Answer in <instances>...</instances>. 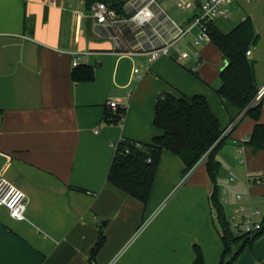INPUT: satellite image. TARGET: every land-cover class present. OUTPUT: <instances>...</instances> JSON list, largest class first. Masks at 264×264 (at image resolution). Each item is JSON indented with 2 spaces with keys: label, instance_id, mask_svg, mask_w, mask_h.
I'll return each mask as SVG.
<instances>
[{
  "label": "crops",
  "instance_id": "0c3cea01",
  "mask_svg": "<svg viewBox=\"0 0 264 264\" xmlns=\"http://www.w3.org/2000/svg\"><path fill=\"white\" fill-rule=\"evenodd\" d=\"M156 1L160 19L169 16L180 26L198 11L197 0ZM187 1L194 3L191 8L180 6ZM97 3L0 0V176L28 197L27 220L11 217L0 205V264H91L101 231L105 242L95 264H196V245L207 264H219L224 245L210 203L213 182L206 161L185 174L182 159L165 150L144 203L108 182L112 145L121 139L149 144L161 134L154 124L161 93L202 94L226 128L216 151L226 214L244 204L258 207L264 217V183H247L250 174L264 175V148L256 151L242 141L257 121L244 116L233 127L241 115L236 117L237 110L216 91L227 59L211 40L200 46L196 68L193 56L181 58L192 49L197 29L167 56L151 60L146 52L122 53L119 41L130 48L132 36L142 38L140 29L123 22L130 7L117 13L114 24L94 17L90 37L86 22ZM229 11L215 21L224 32L251 17L258 33L249 56L264 123V0H234ZM75 60L94 67L93 81L73 80ZM112 101L125 108L119 122L105 119L117 111ZM234 264H264V234Z\"/></svg>",
  "mask_w": 264,
  "mask_h": 264
},
{
  "label": "trees",
  "instance_id": "16d2710c",
  "mask_svg": "<svg viewBox=\"0 0 264 264\" xmlns=\"http://www.w3.org/2000/svg\"><path fill=\"white\" fill-rule=\"evenodd\" d=\"M95 2H105L120 13L124 11L128 0H86L88 7ZM208 32L211 41L228 61L220 71L221 84L216 91L226 106L237 110L236 117L241 115L238 121H234L233 127L244 116H251L257 121L249 144L253 150L262 149L264 123L259 122L262 102L256 101L259 87L255 78V61L247 55V51L258 38L254 22L251 17H247L228 32H224L215 21H212L208 23ZM72 78L75 82H91L95 78L94 67L77 65L72 72ZM124 117L125 108L118 107L115 114L107 113L105 119L107 122H119ZM154 124L161 130V134L156 135L151 143L121 139L116 144V152L107 176L108 182L147 203L165 150L182 159L185 174L205 158L203 162L206 161L213 182L210 203L224 245L219 264H234L240 255L264 234V219L261 229L253 233L244 232L240 227L232 225L224 210L218 182L221 163L216 157V151L226 140V128L212 111L206 96L196 94L186 97L172 92L160 94ZM104 242L105 236L101 231L93 249L91 264H95V255ZM195 251V263L207 264L198 245Z\"/></svg>",
  "mask_w": 264,
  "mask_h": 264
},
{
  "label": "built area",
  "instance_id": "2783aa9c",
  "mask_svg": "<svg viewBox=\"0 0 264 264\" xmlns=\"http://www.w3.org/2000/svg\"><path fill=\"white\" fill-rule=\"evenodd\" d=\"M234 0H197L198 11L193 16L190 23L185 26H180L174 22L169 16H166L163 20L159 15L161 11L158 8L156 0H129L125 4L126 7H130L128 11L129 16L123 19L124 23L129 26L140 29L142 32V38H136L132 36L135 41L131 42L130 48H124L121 41H117L118 50H122V53L137 54L146 52L150 55V59L154 60L161 56H167L170 54L171 47L178 41L193 33L195 29L198 33L194 35L192 49L190 51H183L181 58H187L193 56L197 61V64L201 61L200 46L204 41L211 40L208 32V23L216 21L218 18H227L230 14L229 5ZM194 3L187 1L181 3L183 8H191ZM124 8V9H125ZM166 15V14H165ZM161 16V15H160ZM99 23H117L119 21L118 14L115 9L109 7L105 2H98L94 15ZM165 22V24H163ZM163 24V25H162ZM174 29L173 32H169ZM121 45V46H120ZM251 54V50L247 51V55ZM74 66L79 65V61L73 62ZM138 68L135 69L138 72ZM261 97V92L257 94L256 100ZM110 107L117 109L119 104L116 101L110 103ZM251 135L245 136L243 143L249 142ZM112 146H117L116 143ZM205 160L202 159L200 162ZM231 178L235 179L236 175L231 172ZM247 183H264V175H248ZM243 194L238 193L237 198L243 199ZM0 205L5 206L9 215L18 220L28 219V197L26 192L15 182L9 180L4 176H0ZM262 211L258 207L247 206L241 204L235 209V213L229 217L234 227H240L244 232H255L262 228L263 222Z\"/></svg>",
  "mask_w": 264,
  "mask_h": 264
},
{
  "label": "water",
  "instance_id": "95a60500",
  "mask_svg": "<svg viewBox=\"0 0 264 264\" xmlns=\"http://www.w3.org/2000/svg\"><path fill=\"white\" fill-rule=\"evenodd\" d=\"M94 31H95V29H94V17L89 16L87 18V22H86V32L90 37H92L94 34ZM227 63H228L227 60H225L223 67H225Z\"/></svg>",
  "mask_w": 264,
  "mask_h": 264
},
{
  "label": "rangeland",
  "instance_id": "374dc122",
  "mask_svg": "<svg viewBox=\"0 0 264 264\" xmlns=\"http://www.w3.org/2000/svg\"><path fill=\"white\" fill-rule=\"evenodd\" d=\"M178 11H179V10H178ZM224 21H225V20H223V19H220V21H219V22H220V24H222V25H223V22H224ZM223 26H224V25H223ZM223 26L221 27V29H222V30H227V29H226V27H225V26L223 27ZM226 32H228V31H226ZM257 40H258V38H257ZM256 42H257V41H256ZM256 42H255V44H256ZM263 209H264V206H263Z\"/></svg>",
  "mask_w": 264,
  "mask_h": 264
}]
</instances>
